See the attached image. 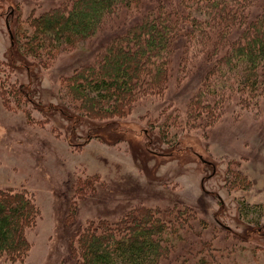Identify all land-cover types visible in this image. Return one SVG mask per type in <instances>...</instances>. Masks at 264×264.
<instances>
[{
  "label": "rangeland",
  "instance_id": "374dc122",
  "mask_svg": "<svg viewBox=\"0 0 264 264\" xmlns=\"http://www.w3.org/2000/svg\"><path fill=\"white\" fill-rule=\"evenodd\" d=\"M64 1L0 0V60L9 64L0 71V188L24 189L40 208L27 230L29 253L4 264H76L71 237L81 224L115 220L138 203L193 207L210 225L205 237L225 255L231 250L226 264H264L263 104L255 110L234 102L213 124L184 127L198 88L196 77L179 72L180 84L125 116H72L63 78L93 60L98 41L41 61L23 55L13 34L30 14ZM16 81L29 93L19 103L8 87ZM171 111L178 123L166 118ZM157 116L161 124H152ZM93 179L96 191L81 196Z\"/></svg>",
  "mask_w": 264,
  "mask_h": 264
},
{
  "label": "trees",
  "instance_id": "16d2710c",
  "mask_svg": "<svg viewBox=\"0 0 264 264\" xmlns=\"http://www.w3.org/2000/svg\"><path fill=\"white\" fill-rule=\"evenodd\" d=\"M26 23L15 26L14 43L41 61L99 43L92 61L63 78L72 116H125L180 84L179 72L192 82L196 77L198 88L188 99L184 127L211 125L234 102L264 107V0H66L30 14ZM0 81L6 79L0 75ZM10 83L18 103L29 97L23 85ZM174 114L166 118L178 123ZM155 122L161 124L158 116ZM89 182L81 196L96 191L94 179ZM240 205L248 214L251 206L245 200ZM39 216L24 189L0 188V264L25 259L27 230ZM210 230L193 207L138 203L115 220L81 224L71 237V256L76 264H226L225 249L205 237Z\"/></svg>",
  "mask_w": 264,
  "mask_h": 264
}]
</instances>
